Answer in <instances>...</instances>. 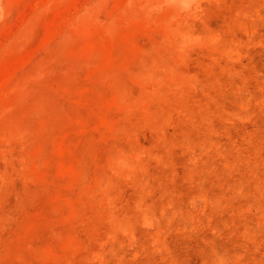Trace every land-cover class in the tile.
<instances>
[{
    "label": "rangeland",
    "instance_id": "obj_1",
    "mask_svg": "<svg viewBox=\"0 0 264 264\" xmlns=\"http://www.w3.org/2000/svg\"><path fill=\"white\" fill-rule=\"evenodd\" d=\"M0 264H264V0H0Z\"/></svg>",
    "mask_w": 264,
    "mask_h": 264
}]
</instances>
